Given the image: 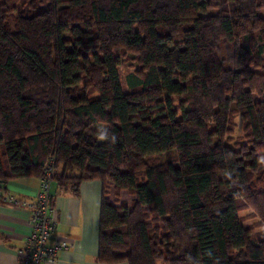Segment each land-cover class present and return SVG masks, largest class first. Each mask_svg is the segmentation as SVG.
<instances>
[{"label": "trees", "instance_id": "16d2710c", "mask_svg": "<svg viewBox=\"0 0 264 264\" xmlns=\"http://www.w3.org/2000/svg\"><path fill=\"white\" fill-rule=\"evenodd\" d=\"M49 162L100 262L264 264V0H0V183Z\"/></svg>", "mask_w": 264, "mask_h": 264}, {"label": "crops", "instance_id": "0c3cea01", "mask_svg": "<svg viewBox=\"0 0 264 264\" xmlns=\"http://www.w3.org/2000/svg\"><path fill=\"white\" fill-rule=\"evenodd\" d=\"M38 177H19L0 183V264H16V249L23 246L30 226L27 209L2 199L4 195L30 199L34 196ZM101 198V182L81 181L76 194H56L50 204L54 218L53 234L70 242L58 250L53 264H127L125 261L100 262L96 258L97 225Z\"/></svg>", "mask_w": 264, "mask_h": 264}, {"label": "built area", "instance_id": "2783aa9c", "mask_svg": "<svg viewBox=\"0 0 264 264\" xmlns=\"http://www.w3.org/2000/svg\"><path fill=\"white\" fill-rule=\"evenodd\" d=\"M51 162L45 163L38 176L36 192L30 199L4 195L3 200L18 203L27 209L26 222L30 230L23 246L16 249V264H53L58 250L69 246L70 242L53 234L54 218L50 213Z\"/></svg>", "mask_w": 264, "mask_h": 264}, {"label": "rangeland", "instance_id": "374dc122", "mask_svg": "<svg viewBox=\"0 0 264 264\" xmlns=\"http://www.w3.org/2000/svg\"><path fill=\"white\" fill-rule=\"evenodd\" d=\"M73 34H81L79 29L74 28L73 30ZM129 53H125L124 56H121L120 59L122 63H120L119 65V75H120V80H121V84L122 87L125 88V84L123 81V74L125 72V70H130L134 67V64H136V62L131 58V56H128ZM233 130H232V136L233 137H237L238 134L241 133V124H242V119L236 115L233 118ZM168 153V152H167ZM239 214L241 217L242 222L247 225L252 232H256L261 230L262 227H264L263 224H260V220H259V214L257 213V211L254 209V207H252L250 204L247 203H243L240 206L239 209Z\"/></svg>", "mask_w": 264, "mask_h": 264}]
</instances>
